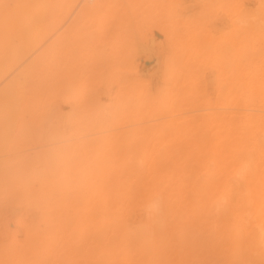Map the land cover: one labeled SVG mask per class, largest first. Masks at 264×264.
<instances>
[{
    "label": "bare ground",
    "instance_id": "6f19581e",
    "mask_svg": "<svg viewBox=\"0 0 264 264\" xmlns=\"http://www.w3.org/2000/svg\"><path fill=\"white\" fill-rule=\"evenodd\" d=\"M0 264H264V0H0Z\"/></svg>",
    "mask_w": 264,
    "mask_h": 264
}]
</instances>
